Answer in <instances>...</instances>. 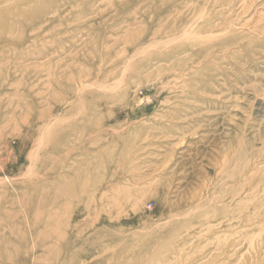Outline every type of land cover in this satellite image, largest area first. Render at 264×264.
I'll return each mask as SVG.
<instances>
[{"label": "rangeland", "instance_id": "374dc122", "mask_svg": "<svg viewBox=\"0 0 264 264\" xmlns=\"http://www.w3.org/2000/svg\"><path fill=\"white\" fill-rule=\"evenodd\" d=\"M0 264H264V0H0Z\"/></svg>", "mask_w": 264, "mask_h": 264}]
</instances>
